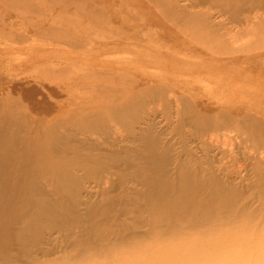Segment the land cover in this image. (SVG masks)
<instances>
[{"label": "bare ground", "instance_id": "bare-ground-1", "mask_svg": "<svg viewBox=\"0 0 264 264\" xmlns=\"http://www.w3.org/2000/svg\"><path fill=\"white\" fill-rule=\"evenodd\" d=\"M148 1L229 53L243 50L231 49V33L216 18L237 13L241 25L264 27V0ZM86 9L90 20L111 17L89 4ZM103 31L112 35L108 27ZM158 57L155 64H163ZM154 74L142 76L139 89L128 94L108 90L116 105L99 110L66 94L41 104L0 93V264H170L172 249L197 236L217 240L215 234L232 235L224 238L231 247L264 252V156L244 149L245 160H256L251 193L238 183L234 156L241 144L264 143V102L224 101L239 91L238 76L217 86L218 93ZM191 92L197 100L187 97ZM145 101L162 103L167 126L156 128L155 108L145 111ZM256 199L260 215L251 209ZM57 251L61 255L52 257ZM215 251L194 259L237 264L235 254Z\"/></svg>", "mask_w": 264, "mask_h": 264}, {"label": "rangeland", "instance_id": "rangeland-1", "mask_svg": "<svg viewBox=\"0 0 264 264\" xmlns=\"http://www.w3.org/2000/svg\"><path fill=\"white\" fill-rule=\"evenodd\" d=\"M87 4L99 11L110 12L111 17L102 19L98 15V18L90 20ZM191 4L188 5L191 7ZM162 9L148 0H0V93L9 91L22 99L24 97L26 101L34 98V101L41 104L62 96L66 99L65 96L70 95L81 103H89L90 110H99L116 105L108 100V90H122L127 94L136 91L142 76L146 77L149 72L158 75L154 74L156 78L172 79L173 84L191 83L210 92H215L217 86L226 85L232 77L238 76L242 82L234 88L239 91L226 94L224 101L238 99L264 102V27L252 30L241 25L235 21L237 13L232 15L229 12L231 16L227 14L224 18H216L221 28L225 27L231 33L226 36L231 38V49L243 50L237 54L229 53L220 50L216 41L212 42L211 36L207 37L208 33H201L174 18L164 17ZM198 9L193 8L194 11ZM119 16H124L127 23L132 22L131 17L136 22L132 25L121 23ZM104 27H108L112 35L106 37ZM147 28H151L152 32L146 33ZM141 39L152 41L156 47L144 44ZM158 56L164 62L161 64L163 67L155 64ZM105 73H110L116 79H106ZM189 94L187 97L190 100H197L194 92ZM160 105V101H145L143 106L145 111L155 108L157 129L167 126V114L163 105ZM186 130L189 131V128ZM231 135L238 136L236 133ZM239 139L234 140V144ZM245 144H241V148H234V156L237 160L236 168L240 170L239 178H242L238 183L251 193L255 191L252 186H255L258 179L252 167L256 160H245L244 149L264 156V143ZM263 164L261 167L264 173ZM259 203L260 199L251 201L255 215L259 214ZM255 219L257 221L259 218ZM233 231L237 235L241 230L234 228ZM215 236L213 239L217 240L193 237L184 242L181 248L172 249L170 264H197L195 254L200 258L199 253L211 254L214 248H226L215 251L217 254H235L237 264H254L264 257V252L259 251L258 247L248 253V250H240L237 245H228V241L224 240L228 235ZM204 245L206 247L203 248ZM60 255L61 252L57 251L51 256Z\"/></svg>", "mask_w": 264, "mask_h": 264}]
</instances>
